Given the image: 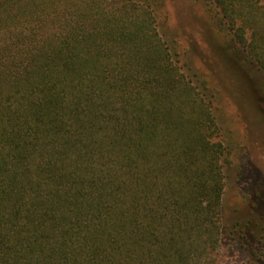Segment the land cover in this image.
Instances as JSON below:
<instances>
[{
    "label": "trees",
    "instance_id": "16d2710c",
    "mask_svg": "<svg viewBox=\"0 0 264 264\" xmlns=\"http://www.w3.org/2000/svg\"><path fill=\"white\" fill-rule=\"evenodd\" d=\"M211 2L264 73V0ZM156 6L0 0V264L264 262V219L226 228L215 92Z\"/></svg>",
    "mask_w": 264,
    "mask_h": 264
},
{
    "label": "rangeland",
    "instance_id": "374dc122",
    "mask_svg": "<svg viewBox=\"0 0 264 264\" xmlns=\"http://www.w3.org/2000/svg\"><path fill=\"white\" fill-rule=\"evenodd\" d=\"M158 28L183 62L215 92L216 113L228 144L223 214L226 228L264 219V73L239 66L242 48L218 23L211 0H156ZM250 72V73H249ZM245 253L234 257L244 264ZM264 264V262L262 263Z\"/></svg>",
    "mask_w": 264,
    "mask_h": 264
}]
</instances>
